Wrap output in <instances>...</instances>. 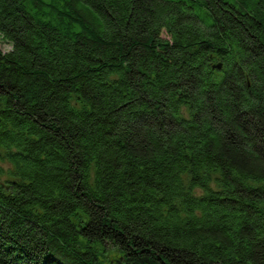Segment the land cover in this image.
<instances>
[{
  "label": "trees",
  "instance_id": "16d2710c",
  "mask_svg": "<svg viewBox=\"0 0 264 264\" xmlns=\"http://www.w3.org/2000/svg\"><path fill=\"white\" fill-rule=\"evenodd\" d=\"M0 35V264H264V0H0Z\"/></svg>",
  "mask_w": 264,
  "mask_h": 264
},
{
  "label": "rangeland",
  "instance_id": "374dc122",
  "mask_svg": "<svg viewBox=\"0 0 264 264\" xmlns=\"http://www.w3.org/2000/svg\"><path fill=\"white\" fill-rule=\"evenodd\" d=\"M230 1H234V0H230ZM0 47L3 50H8L11 48V43L9 41H7L6 39H4L1 35H0ZM10 167V163H8L5 160H0V168L3 169V173L0 174V181H3L6 175V170L7 168ZM210 185H212L213 187H215V183L214 180L210 182ZM196 191L200 192L201 189L199 187L196 188Z\"/></svg>",
  "mask_w": 264,
  "mask_h": 264
}]
</instances>
